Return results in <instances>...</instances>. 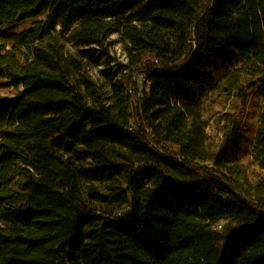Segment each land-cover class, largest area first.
<instances>
[{
	"label": "trees",
	"instance_id": "obj_1",
	"mask_svg": "<svg viewBox=\"0 0 264 264\" xmlns=\"http://www.w3.org/2000/svg\"><path fill=\"white\" fill-rule=\"evenodd\" d=\"M58 26L100 49L122 30L149 91L124 76L88 105ZM0 84V264H264V104L251 161L228 163L264 98V0H0Z\"/></svg>",
	"mask_w": 264,
	"mask_h": 264
},
{
	"label": "rangeland",
	"instance_id": "obj_2",
	"mask_svg": "<svg viewBox=\"0 0 264 264\" xmlns=\"http://www.w3.org/2000/svg\"><path fill=\"white\" fill-rule=\"evenodd\" d=\"M26 26H20L13 31H22ZM52 35L54 40L50 41L60 45L61 65L64 72L68 73L72 83L79 92L84 95L88 105L100 103L105 107H111L114 103L113 85L123 79L124 76L132 78L131 92L149 91V84L144 75L133 74L128 69L129 61L127 58L128 42L124 40L122 30H116L108 39L105 48L100 49L96 46L82 47L75 45L68 33L61 32V27L54 29ZM46 39V43H47ZM203 71L212 73L213 68L209 60H206ZM12 89L5 84H0V92L10 95ZM264 98L258 93L252 94L248 104L241 114L240 137L238 138L233 154L229 158V164L247 165L252 159L253 147L259 129ZM211 107H208V110ZM225 109L223 104H217L212 111L205 110L204 118L208 121L207 130L210 140H214L220 133V126L216 122L209 120L214 117L217 111ZM168 149L176 154L181 160H193L200 162L199 158L190 155L174 144H168ZM232 154V153H231ZM222 174L228 180H232L233 172L230 165H224Z\"/></svg>",
	"mask_w": 264,
	"mask_h": 264
}]
</instances>
